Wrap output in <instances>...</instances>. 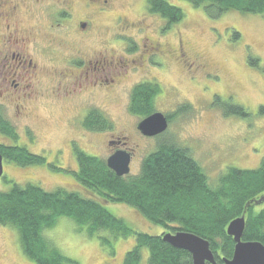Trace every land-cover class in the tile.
Wrapping results in <instances>:
<instances>
[{
  "label": "rangeland",
  "instance_id": "obj_1",
  "mask_svg": "<svg viewBox=\"0 0 264 264\" xmlns=\"http://www.w3.org/2000/svg\"><path fill=\"white\" fill-rule=\"evenodd\" d=\"M58 1L43 0L39 10L45 16H38L33 8L27 13L32 18H27L25 22L33 34L42 37L32 47L39 49L41 44L51 40L63 45L62 51L57 49L54 52L56 59L50 62L57 70L66 75L78 72L72 65L79 61L70 65L63 57V54L67 57L75 53L73 51L76 49L88 55L99 48L103 53L107 50L117 56L137 57L144 49V38L159 44L163 53L159 57L164 64L156 66L148 62L150 65L144 70L142 67L132 70L117 89V94L111 93L107 97L100 87L90 93L92 88L85 77L91 80V72L81 67L76 81H81V89L85 91L75 97V103H38L33 106L29 119L16 121L12 118L11 124L19 134L16 143L25 145L32 154L43 156L45 162L19 166L4 160L0 191L11 189L13 184L24 186L31 183L46 191L60 187L68 191H81L88 196L75 179L78 164L73 147L106 160L111 153L107 146L109 138L122 139L127 147L132 148L129 175L139 173L142 158L155 150L160 142H174L188 148L213 186L228 167H258L264 156V113L259 111L260 106L264 107V72L261 70L264 67V16L231 10L215 19L209 18L202 7L196 8L186 0H168L182 9L183 18L165 29L166 21L147 10L146 0H118L113 10L103 14L91 12L83 0ZM65 1L74 2L72 16L67 21H55L51 15L53 7L65 5ZM82 19L89 21V27L86 23L85 27L80 25L83 24ZM116 19L121 25L125 22L131 25L126 31L117 30ZM87 27L89 32H84ZM235 30L239 33L237 38L232 35ZM179 42L188 56L203 61L210 72L219 75V83L213 82L208 86L203 82L201 73L190 74L186 66L175 60ZM130 45L135 49L134 54L127 52ZM47 51L51 52L52 49L48 48ZM29 54L32 55V49ZM247 55L258 59V65H250ZM137 64L144 65L140 62ZM151 78L161 89L153 100L154 111L162 112L171 119L165 132L149 138L135 129L139 119L128 112V104L130 91L135 84ZM78 83L70 89L78 91ZM72 96L73 93H70L69 97ZM215 96L220 102L227 100L233 105L242 106L248 115L224 114L215 101L213 104ZM184 103L190 105L191 110L177 114V109ZM90 109L105 112L113 122L112 129L98 132L85 130L81 120ZM28 133L33 140H28ZM0 144L11 145L12 140L0 134ZM102 203L134 232L156 236L171 231L151 224L127 204ZM44 238L77 264H121L135 241L132 234L114 238L111 242L114 251L111 254L109 248L100 244L97 236H87L85 230L76 227L71 218L63 216H59L56 224L44 231ZM147 253V249H143L141 264H145ZM0 264H36L24 256L17 231L8 225H0Z\"/></svg>",
  "mask_w": 264,
  "mask_h": 264
},
{
  "label": "trees",
  "instance_id": "obj_2",
  "mask_svg": "<svg viewBox=\"0 0 264 264\" xmlns=\"http://www.w3.org/2000/svg\"><path fill=\"white\" fill-rule=\"evenodd\" d=\"M186 1L196 8L202 7L209 18L217 19L231 10L264 16V0ZM146 8L166 21L165 29L183 18L182 9L168 0H146ZM232 35L237 38L239 33L235 30ZM247 57L250 65H258V59ZM261 70L264 72V67ZM158 86L139 83L131 90L128 112L139 121L154 112ZM214 101L224 114L248 115L240 105L220 102L216 96ZM189 110L191 106L184 103L177 114ZM259 111L264 113V107L260 106ZM81 121L85 130L93 132L109 131L113 127L112 120L99 109H90ZM0 134L12 140L11 145L0 144L3 161L19 166L45 162L43 156L32 154L25 145L16 143L19 134L14 125L0 121ZM73 153L78 164L75 179L88 196L60 187L46 191L31 183L13 184L11 189L0 191V225L17 231L20 250L36 264H77L44 238V231L54 226L59 216L71 218L87 236H97L111 254L114 238L134 235V245L125 253L121 264H141L143 249L148 251L145 264H192L191 254L164 243L160 235L134 232L102 202L127 204L151 224L169 228L171 232L182 230L200 235L210 244L218 264H222V258L232 257L235 242L225 230L232 219L242 214L245 220L242 239L264 244V156L257 168L228 167L213 186L188 148L174 142H160L142 158L139 173L122 178L109 170L104 159L76 147Z\"/></svg>",
  "mask_w": 264,
  "mask_h": 264
},
{
  "label": "flooded vegetation",
  "instance_id": "obj_3",
  "mask_svg": "<svg viewBox=\"0 0 264 264\" xmlns=\"http://www.w3.org/2000/svg\"><path fill=\"white\" fill-rule=\"evenodd\" d=\"M42 1L0 0V121H7L11 124L12 118L16 121L29 119L33 114V106L38 103L54 104L56 101L75 103V97L80 96L79 94L85 91V89H81V81L80 83L76 81L78 79L77 74L81 73L79 69L81 67L84 71L88 70L91 72V80L85 77V81H88L87 83L92 88L90 93L92 94L97 87H100L99 89L107 97L111 93L117 94V89L123 84L124 79L128 78V74L132 70L134 71L141 67L144 70L150 64L156 66L164 64L161 62L160 57H162L163 53L160 50L159 44L150 42L149 38H144V49L140 50L137 57L117 56L114 52L107 50L103 53L99 48L89 55L76 49L73 51L75 53L70 52V54H73L68 55L71 59L66 55L67 59L65 54H63L66 63L70 65L77 62V60L79 61L78 64L72 65L76 67L75 69L78 72L66 75V73L57 70L53 64L50 65V62L56 59L54 52H57V49L61 51L63 49V45L60 42H53L51 40L44 45L41 44L40 46L42 47H39V49L32 47L36 42L39 43L38 40L42 37H37V33L33 34L32 29L25 22H27V18H32L27 13L32 11L33 8L38 16H45V13L39 10ZM56 1L59 2L58 0ZM117 1L83 0V3H85L91 12L103 14L113 10ZM73 3L72 1H65V5H53L51 15H53L55 21L61 22L70 19ZM81 21L79 22L86 23L89 27L87 19H82ZM117 21L119 19L115 20L118 27L117 30L126 31L131 25L126 22H123L124 25H121ZM88 27L84 32H89L87 30ZM119 34L123 33L119 32ZM48 48L52 49V51L48 52ZM30 49H32V55L29 54ZM129 49L127 52L134 54L135 49L132 45H130ZM176 52L175 60L186 66L185 69L188 73L194 75H197L194 72L201 73L203 82L205 81L204 83L208 86L212 85L213 82L219 83V75L215 72H210L203 61L200 62L197 58L188 56L183 51L181 42H179ZM47 55L50 57H47ZM139 62L144 65H138L137 63ZM153 78L150 79L151 81H141L139 83H154L152 81ZM76 83H78L79 90L70 89ZM104 85L107 87H102ZM70 93H73L71 98L69 97ZM225 102L228 101L226 100ZM166 117L169 123V117ZM29 136L28 140H33V136L31 134ZM107 146H109L111 153L123 149L127 150L131 156L133 154L132 148L127 147L124 140L109 138Z\"/></svg>",
  "mask_w": 264,
  "mask_h": 264
},
{
  "label": "water",
  "instance_id": "obj_4",
  "mask_svg": "<svg viewBox=\"0 0 264 264\" xmlns=\"http://www.w3.org/2000/svg\"><path fill=\"white\" fill-rule=\"evenodd\" d=\"M85 27V23L81 24ZM167 117L161 112L154 111L143 117L136 125V129L145 137L159 136L167 130ZM131 155L127 150H116L105 160L109 170L122 178L130 174ZM3 156L0 153V177L3 175ZM245 220L241 217L232 219L226 227L227 235L235 242L230 259L222 258V264H264V244L259 241H245L242 239ZM161 239L175 249H182L191 254L192 264H218L210 244L200 235L177 230L162 233Z\"/></svg>",
  "mask_w": 264,
  "mask_h": 264
},
{
  "label": "bare ground",
  "instance_id": "obj_5",
  "mask_svg": "<svg viewBox=\"0 0 264 264\" xmlns=\"http://www.w3.org/2000/svg\"><path fill=\"white\" fill-rule=\"evenodd\" d=\"M148 42V41H147ZM260 203V202H259Z\"/></svg>",
  "mask_w": 264,
  "mask_h": 264
}]
</instances>
